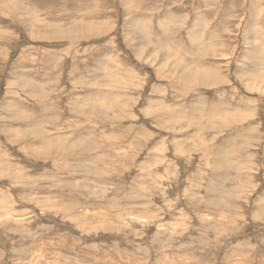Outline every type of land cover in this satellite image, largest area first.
I'll return each mask as SVG.
<instances>
[{
	"label": "rangeland",
	"instance_id": "obj_1",
	"mask_svg": "<svg viewBox=\"0 0 264 264\" xmlns=\"http://www.w3.org/2000/svg\"><path fill=\"white\" fill-rule=\"evenodd\" d=\"M0 175V264H264V0H0Z\"/></svg>",
	"mask_w": 264,
	"mask_h": 264
},
{
	"label": "bare ground",
	"instance_id": "obj_2",
	"mask_svg": "<svg viewBox=\"0 0 264 264\" xmlns=\"http://www.w3.org/2000/svg\"><path fill=\"white\" fill-rule=\"evenodd\" d=\"M39 2V1H38ZM137 8V7H136ZM141 24V23H140ZM172 24V23H171ZM139 26V25H138ZM83 27V26H82ZM131 27V26H130ZM135 27H136V25H135ZM143 27V26H142ZM136 28H138V27H136ZM141 28V27H140ZM167 28V27H166ZM78 29V28H77ZM81 29V28H80ZM132 29V28H131ZM67 30V29H66ZM69 30V29H68ZM82 32V31H81ZM89 32V31H88ZM91 32V31H90ZM253 32V31H252ZM67 33V32H66ZM69 33V32H68ZM80 33V32H79ZM72 34V33H71ZM84 34V33H83ZM37 35V34H36ZM51 36H53V35H51ZM76 38V37H75ZM192 38V37H191ZM76 39H78V38H76ZM176 50V49H175ZM257 61V60H256ZM188 67V66H187ZM165 74V73H164ZM158 90V89H157ZM118 101V100H117ZM152 106V105H151ZM177 117V116H176ZM173 121V120H172ZM179 147V146H178ZM45 161V160H44ZM1 176V175H0ZM1 200V199H0ZM0 203H2V202H0ZM77 204V203H76ZM75 204V205H76ZM69 205V204H68ZM71 205V204H70ZM64 207V206H63ZM68 209H69V207H68ZM72 209V208H71ZM73 210V209H72ZM65 212L66 213H69L70 211L69 210H65ZM82 215H80V217H81ZM98 216H99V214H98ZM103 217V216H102ZM93 219V218H92ZM101 223V222H100ZM112 225V224H111ZM102 228H104V227H102ZM37 255V254H36Z\"/></svg>",
	"mask_w": 264,
	"mask_h": 264
}]
</instances>
